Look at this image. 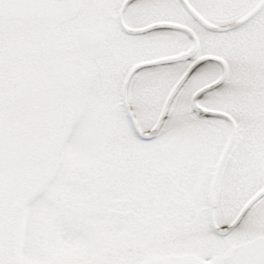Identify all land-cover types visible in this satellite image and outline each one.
Returning <instances> with one entry per match:
<instances>
[{
	"label": "snow or ice",
	"instance_id": "6c2138e0",
	"mask_svg": "<svg viewBox=\"0 0 264 264\" xmlns=\"http://www.w3.org/2000/svg\"><path fill=\"white\" fill-rule=\"evenodd\" d=\"M0 264H264V0H0Z\"/></svg>",
	"mask_w": 264,
	"mask_h": 264
}]
</instances>
